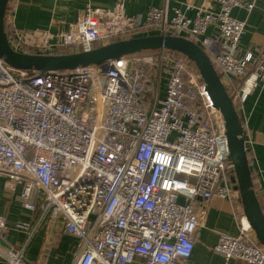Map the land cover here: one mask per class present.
Instances as JSON below:
<instances>
[{"label": "built area", "instance_id": "2783aa9c", "mask_svg": "<svg viewBox=\"0 0 264 264\" xmlns=\"http://www.w3.org/2000/svg\"><path fill=\"white\" fill-rule=\"evenodd\" d=\"M215 2L217 11L183 4L193 17L151 8L144 21L127 18L122 3L87 6L66 32L51 34L18 31L20 0H8L4 25L10 47L28 54L88 51L133 30L183 37L208 56L235 106L245 80L264 85V47L241 56L246 27L231 16L250 12L255 0ZM227 154L222 117L180 54L146 51L44 72L0 60V176L23 210L60 221L77 241L72 264H186L203 221L196 202L232 197ZM244 221L241 210L238 235L223 233L214 245L222 264H264V247ZM0 257L23 262L4 248Z\"/></svg>", "mask_w": 264, "mask_h": 264}, {"label": "crops", "instance_id": "0c3cea01", "mask_svg": "<svg viewBox=\"0 0 264 264\" xmlns=\"http://www.w3.org/2000/svg\"><path fill=\"white\" fill-rule=\"evenodd\" d=\"M122 3L124 13L132 20L142 21L151 8H167L168 16L173 8L184 11L183 4L217 11L215 0H20L15 14V28L20 32H44L59 34L66 32L74 23L77 13L89 6L100 10H111ZM193 17L194 11H184ZM231 16L243 21L246 33L239 42V54L252 52L257 55L264 47V0H255L250 12L235 8ZM213 32L208 29L207 35ZM249 80V79H248ZM248 80L242 83V90L235 109L242 122L244 145L256 197L264 213V85L251 88ZM164 83L159 97L164 95ZM248 87V89H246ZM245 89V91H243ZM6 178L0 176V216L5 218L0 228V239L7 245L5 251L21 253L22 264H72L77 241L62 232L60 221L42 218L39 211L28 213L15 199V193L6 190ZM231 199L212 198L196 202L195 210L203 221L194 237L193 249L186 264H222L219 254L213 251L221 234L237 236L238 214L242 207L234 183ZM23 225L25 229L18 226ZM11 251V252H10ZM0 264H9L0 257ZM238 264H245L238 262Z\"/></svg>", "mask_w": 264, "mask_h": 264}, {"label": "water", "instance_id": "95a60500", "mask_svg": "<svg viewBox=\"0 0 264 264\" xmlns=\"http://www.w3.org/2000/svg\"><path fill=\"white\" fill-rule=\"evenodd\" d=\"M8 0H0V60L15 70L57 71L101 66L121 57L146 51H170L184 56L196 68L212 107L221 115L242 212L256 241L264 247V213L256 197L244 145L243 128L234 103L208 56L188 39L173 35H143L112 41L88 51L69 54H28L13 50L4 31ZM254 78H249L251 85ZM248 89V87L246 88ZM245 91V89H243ZM0 245L7 247L0 239ZM24 262V259H23Z\"/></svg>", "mask_w": 264, "mask_h": 264}, {"label": "trees", "instance_id": "16d2710c", "mask_svg": "<svg viewBox=\"0 0 264 264\" xmlns=\"http://www.w3.org/2000/svg\"><path fill=\"white\" fill-rule=\"evenodd\" d=\"M4 31H5L6 35L9 34V29L7 27H5V25H4ZM154 34H156V33L151 32V33H147V34H142L141 31H139V30H133L131 32L130 37H139V36H143V35H154ZM241 86H242V84H240V87ZM148 89H150V88H148Z\"/></svg>", "mask_w": 264, "mask_h": 264}, {"label": "rangeland", "instance_id": "374dc122", "mask_svg": "<svg viewBox=\"0 0 264 264\" xmlns=\"http://www.w3.org/2000/svg\"><path fill=\"white\" fill-rule=\"evenodd\" d=\"M229 180H230V182H232V183L235 184V181H234V174H231V175L229 176Z\"/></svg>", "mask_w": 264, "mask_h": 264}, {"label": "bare ground", "instance_id": "6f19581e", "mask_svg": "<svg viewBox=\"0 0 264 264\" xmlns=\"http://www.w3.org/2000/svg\"><path fill=\"white\" fill-rule=\"evenodd\" d=\"M244 226H249V225H248V222L246 221V219H245V221H244Z\"/></svg>", "mask_w": 264, "mask_h": 264}]
</instances>
